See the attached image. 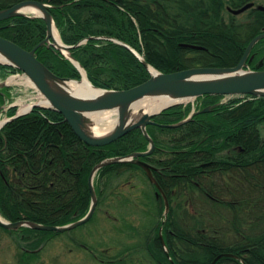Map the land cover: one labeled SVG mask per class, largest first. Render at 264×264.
<instances>
[{
    "label": "trees",
    "instance_id": "obj_1",
    "mask_svg": "<svg viewBox=\"0 0 264 264\" xmlns=\"http://www.w3.org/2000/svg\"><path fill=\"white\" fill-rule=\"evenodd\" d=\"M22 1L0 0V10ZM36 1L47 6L62 43L72 47L70 56L88 81L105 90H128L150 78L135 55L113 40L134 49L159 72L172 73L233 67L250 40L264 33V11H229L253 0ZM0 37L30 51L45 39L46 25L41 18L12 17L0 21ZM36 58L58 77L80 80L78 69L53 47L40 46ZM246 64L249 70H264V39L255 44ZM0 72L3 79L19 73L6 65H0ZM10 92L0 87V111ZM224 98H197L194 115L178 126L172 125L185 120L192 105L170 107L146 128L155 147L139 159L152 168L168 200L166 216L161 195L138 165L113 163L96 173V210L109 197L119 198L124 219L118 220L116 231L138 239L109 264H127L130 260L121 259L123 255L139 253L151 264H210L219 254L237 258L222 257L216 264H264V97ZM205 107L211 108L198 112ZM16 111L10 107L5 114L13 117ZM148 148L139 129L111 144L89 146L58 112L34 107L0 130V216L11 223L48 226L75 222L90 207L91 170L103 160ZM140 183L149 191L139 190L138 198L134 191L143 187ZM134 210L147 218L144 226L140 219L139 225L129 219ZM4 231L20 237L21 258L36 256L58 234L29 228Z\"/></svg>",
    "mask_w": 264,
    "mask_h": 264
},
{
    "label": "water",
    "instance_id": "obj_2",
    "mask_svg": "<svg viewBox=\"0 0 264 264\" xmlns=\"http://www.w3.org/2000/svg\"><path fill=\"white\" fill-rule=\"evenodd\" d=\"M252 6L253 4L249 3L242 8L232 10L231 12L235 15L240 14ZM26 9H36L38 11L37 14H34V17L44 20L46 25V37L30 51H26L18 45L0 37V65L10 66L19 70L39 94L48 101V105L43 106L40 103L33 104L28 111L20 112L12 118L1 121L0 129L9 121L27 114L33 107L38 106L52 109L62 115L64 121L69 125L74 134L89 146L99 147L111 144L127 133L139 129L147 139L149 148L142 153H133L126 157L103 160L91 170L88 177V188L91 197L90 207L88 212L81 219L64 226H48L28 221L11 223L0 216V227L4 230L14 231L20 228H29L39 231L64 233L86 224L92 218L97 206V198L93 186L94 177L101 168L113 163L129 162L138 165L145 172L148 180L157 188L158 195H161L165 208L164 215L166 216L169 210L168 200L160 186L155 181L152 175V168L139 159L150 155L154 151L155 146L146 132V127L154 124L152 119L170 107L190 102L198 97L206 95L226 97H241L249 95L264 97V70L246 69V60L255 44L261 39H264V33H260L250 40L239 62L233 67H198L172 73H162L157 71L147 64L143 57L134 49L126 44L113 40L115 43L126 47L135 55L149 72L150 78L142 84L128 90H105L93 86L88 81L83 68L70 56L69 50L72 47L66 46L61 42L52 17L44 3L36 0H26L17 3L12 7L0 10V21L8 20L16 16H28L26 11H24ZM258 9L264 11V7H258ZM54 30L57 32L60 44H57L53 37ZM43 45L53 47L63 55L66 53V58H68L79 70L81 79L76 81L69 78H61L52 73L36 58L37 48ZM180 47L186 49H200L199 46L190 44H180ZM83 75L90 87L96 91L95 94L87 97H76L64 92L58 87L60 84L65 86L66 82L70 81L81 82ZM7 86L8 84L6 82L0 84V87ZM160 96L168 98L171 103H168L160 110L152 113H143V111L139 110L137 115L138 119L134 122L130 121V108L135 102L146 97ZM209 110L210 107H206L201 112L205 113ZM104 111H116L118 113L119 123L109 134L96 137L89 131L90 123L87 120L86 115L89 113ZM193 114L194 113H191L187 119L172 126H178L189 121ZM222 257L237 258L232 254H219L210 264H216V262Z\"/></svg>",
    "mask_w": 264,
    "mask_h": 264
},
{
    "label": "rangeland",
    "instance_id": "obj_3",
    "mask_svg": "<svg viewBox=\"0 0 264 264\" xmlns=\"http://www.w3.org/2000/svg\"><path fill=\"white\" fill-rule=\"evenodd\" d=\"M252 2L255 4L254 8L264 7V0H253ZM26 14L34 17L32 13L26 12ZM243 16H245V13L240 18ZM16 81L17 78H13L12 87H15L13 84ZM22 95L23 98L14 100L18 104L19 109L39 101V96L31 84H28L25 89L23 88ZM224 99L227 100L229 98L225 97ZM188 103L192 105V111H194L195 100L185 102L181 105ZM5 118L4 114H0V122ZM139 182L136 183L139 184ZM141 186H143L141 189L139 188L134 191L137 196L139 195V190L143 191L144 187L145 190L147 188V191H149L145 183H142ZM122 209L123 206L119 198L117 201H114L112 197H109L101 203L91 222L71 231L61 234L58 233L49 238L36 250L37 254L34 257L21 258L22 250L19 246L22 245V242L20 241V237L17 239V236L11 235L0 228V264H109L110 259L116 257V254L124 246L131 243H138L137 238H127L131 234H120L116 231V228L121 226L118 220L124 219ZM131 209L126 210L127 215L132 213ZM129 219L134 222V225H139L140 219L143 226L147 220L146 217L142 218L135 210L133 216L131 215ZM139 237V243H143L144 237L141 233ZM91 252L95 253V255ZM141 254L139 253L135 256L123 255L121 259L125 261L130 260L127 264H151L146 262V256L144 254L142 256Z\"/></svg>",
    "mask_w": 264,
    "mask_h": 264
},
{
    "label": "bare ground",
    "instance_id": "obj_4",
    "mask_svg": "<svg viewBox=\"0 0 264 264\" xmlns=\"http://www.w3.org/2000/svg\"><path fill=\"white\" fill-rule=\"evenodd\" d=\"M26 12L37 14L36 9H26ZM53 37L57 44H60L57 32L53 31ZM1 61V59H0ZM64 92L76 96V97H87L95 94V90L90 87L87 83L85 76L83 75L81 82L70 81L66 82L65 86L62 84L58 85ZM39 103L43 106L48 105V101L40 94ZM169 102L168 98L164 96L160 97H146L131 106L130 121L134 122L138 119V111L141 110L143 113H152L160 110L166 106ZM29 106L22 108V111H26ZM87 120L90 123V133L92 135L99 137L109 134L119 123L118 113L116 111H104V112H94L86 115ZM1 125V122H0Z\"/></svg>",
    "mask_w": 264,
    "mask_h": 264
},
{
    "label": "crops",
    "instance_id": "obj_5",
    "mask_svg": "<svg viewBox=\"0 0 264 264\" xmlns=\"http://www.w3.org/2000/svg\"><path fill=\"white\" fill-rule=\"evenodd\" d=\"M3 81L4 80L1 77V72H0V84L3 83ZM11 87H12V85H11ZM25 87H27V85L25 84V80L20 79V82L15 84V87L12 88V90L10 92V98L8 99V101H14L16 99L23 98L22 90H23V88L25 89Z\"/></svg>",
    "mask_w": 264,
    "mask_h": 264
}]
</instances>
